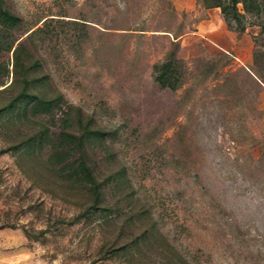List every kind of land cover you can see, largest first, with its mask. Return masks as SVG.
<instances>
[{
  "label": "rangeland",
  "instance_id": "obj_1",
  "mask_svg": "<svg viewBox=\"0 0 264 264\" xmlns=\"http://www.w3.org/2000/svg\"><path fill=\"white\" fill-rule=\"evenodd\" d=\"M214 1L4 0L0 264H264V0Z\"/></svg>",
  "mask_w": 264,
  "mask_h": 264
},
{
  "label": "trees",
  "instance_id": "obj_2",
  "mask_svg": "<svg viewBox=\"0 0 264 264\" xmlns=\"http://www.w3.org/2000/svg\"><path fill=\"white\" fill-rule=\"evenodd\" d=\"M237 0H232L233 8H234V17L237 18L240 22V11L237 9L236 5ZM222 2L220 0L210 2L208 5H220ZM244 4L246 6L251 5L248 3L247 0H244ZM257 5H259L257 3ZM222 10L225 12L226 8L222 5ZM21 15L8 6L4 4V0H0V47L10 46L12 45L15 38L5 39L6 36L5 28L15 26L16 24L20 23ZM245 25L241 23V28L244 29ZM17 49V46H16ZM16 63L18 62L20 55L16 50ZM40 79L39 76H26L24 79V85L22 87V91L19 92L15 97L11 99V101L7 104L9 109H14L16 106L18 109H25L29 107L34 112L38 113L40 111H50L56 104H58V99L60 93L53 96V97H43L37 92L29 91V85L33 82H36ZM110 130L104 128H89L86 127L85 131L82 133H77L74 131H62L60 135V142L61 145H71L73 142L77 143V146L81 147L83 152H87L86 140L90 136H100L102 138L106 137ZM48 133V131H47ZM46 132H42L40 135L37 134L33 136L34 139L40 138L43 135H47ZM78 139V140H77ZM75 140V141H74ZM72 173L76 175L79 181H85L89 185L86 187L88 188L89 192L95 196V199L100 198L103 195V189L101 186L100 181H98L96 175L94 174L93 168L87 163L84 157H82L79 161L74 160V165H71Z\"/></svg>",
  "mask_w": 264,
  "mask_h": 264
}]
</instances>
